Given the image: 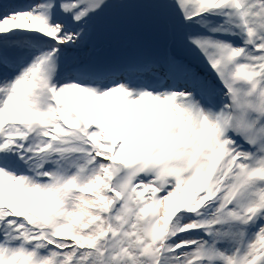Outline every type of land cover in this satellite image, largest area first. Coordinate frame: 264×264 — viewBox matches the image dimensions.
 I'll return each instance as SVG.
<instances>
[{
	"label": "snow or ice",
	"instance_id": "obj_1",
	"mask_svg": "<svg viewBox=\"0 0 264 264\" xmlns=\"http://www.w3.org/2000/svg\"><path fill=\"white\" fill-rule=\"evenodd\" d=\"M0 264H264V0H0Z\"/></svg>",
	"mask_w": 264,
	"mask_h": 264
},
{
	"label": "bare ground",
	"instance_id": "obj_2",
	"mask_svg": "<svg viewBox=\"0 0 264 264\" xmlns=\"http://www.w3.org/2000/svg\"><path fill=\"white\" fill-rule=\"evenodd\" d=\"M93 54H97V53H93Z\"/></svg>",
	"mask_w": 264,
	"mask_h": 264
}]
</instances>
